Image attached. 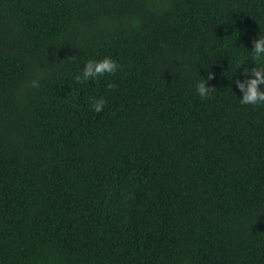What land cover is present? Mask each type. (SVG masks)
Segmentation results:
<instances>
[{
  "label": "trees",
  "instance_id": "trees-1",
  "mask_svg": "<svg viewBox=\"0 0 264 264\" xmlns=\"http://www.w3.org/2000/svg\"><path fill=\"white\" fill-rule=\"evenodd\" d=\"M259 33L264 0H0V264H264Z\"/></svg>",
  "mask_w": 264,
  "mask_h": 264
},
{
  "label": "clouds",
  "instance_id": "clouds-1",
  "mask_svg": "<svg viewBox=\"0 0 264 264\" xmlns=\"http://www.w3.org/2000/svg\"><path fill=\"white\" fill-rule=\"evenodd\" d=\"M259 38H252L251 52L254 54V67H245L243 75L245 79L237 78L233 81L236 88L240 90L241 95L239 102L241 104H259L264 103V63L257 61L264 59V34H258ZM118 64L110 56L102 59H88L82 68V72L75 76L77 81H87L90 78L103 75L104 73H113L117 71ZM214 77V73L209 71L207 78L200 79L196 82V91L203 99L210 95L213 87L207 86L206 80ZM113 87V85H109ZM106 101L103 97L93 98L90 108L95 112H101L104 109Z\"/></svg>",
  "mask_w": 264,
  "mask_h": 264
}]
</instances>
